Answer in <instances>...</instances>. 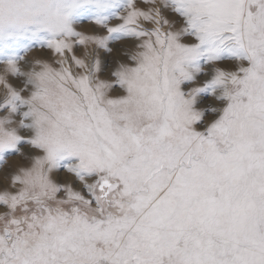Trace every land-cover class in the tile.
<instances>
[{"label":"snow or ice","instance_id":"obj_1","mask_svg":"<svg viewBox=\"0 0 264 264\" xmlns=\"http://www.w3.org/2000/svg\"><path fill=\"white\" fill-rule=\"evenodd\" d=\"M13 156L0 264H264V0H0Z\"/></svg>","mask_w":264,"mask_h":264},{"label":"rangeland","instance_id":"obj_2","mask_svg":"<svg viewBox=\"0 0 264 264\" xmlns=\"http://www.w3.org/2000/svg\"><path fill=\"white\" fill-rule=\"evenodd\" d=\"M115 23H118V21H113V24H115ZM77 30L83 31L86 34H92L93 32L98 31V29L95 26H93L92 24H90L87 21H85L83 24L77 25ZM101 34H106V33L101 32ZM131 46H132V42H117L116 44L112 45V48H113L112 54L109 55L106 52H101V54H100L101 60L107 65L106 71L101 76L102 79H108L111 71L115 69V67L117 66L118 63L130 62V61H127L126 57L124 56V51L131 49ZM80 51L82 52L83 50L81 49ZM33 57H40V58L49 59V58H52V54L46 49L35 48L30 53H28V58H33ZM202 79L203 78H201V80ZM12 82L14 84H17V85H19V83H20V81L16 80L15 78H12ZM193 86H195V85H193ZM110 94L113 96L120 95V94H122V90L116 89ZM206 105L222 107V105H220L212 97H207L206 99H204V101L200 105V107H204ZM213 118L214 117H212V116L208 117L209 120H211ZM22 149L25 153H29L32 151L27 146H22ZM26 149H27V151H26ZM18 160H19V164L16 163V161H18ZM20 165L30 166V164L27 161H24L19 156H13V157L9 158V168L4 170V171H0V191H3V190H5V188H8L9 184H10V181L5 182V180L3 178L5 175V171L13 172ZM52 179L58 183L70 184L76 190H80V191L83 190L82 185L80 184L79 181L76 180V178L73 176V174L68 173L67 171H65L63 169L58 170V171H54L52 173ZM61 195H63V194H61ZM2 210L3 209L0 208V211H2Z\"/></svg>","mask_w":264,"mask_h":264},{"label":"bare ground","instance_id":"obj_3","mask_svg":"<svg viewBox=\"0 0 264 264\" xmlns=\"http://www.w3.org/2000/svg\"><path fill=\"white\" fill-rule=\"evenodd\" d=\"M26 151H27V149H26ZM17 159H18V158H17ZM16 163H17V164H19V160H18V161H16ZM28 163H29V162H28ZM54 175H55V174H54Z\"/></svg>","mask_w":264,"mask_h":264}]
</instances>
